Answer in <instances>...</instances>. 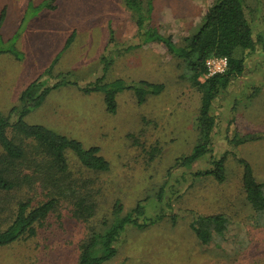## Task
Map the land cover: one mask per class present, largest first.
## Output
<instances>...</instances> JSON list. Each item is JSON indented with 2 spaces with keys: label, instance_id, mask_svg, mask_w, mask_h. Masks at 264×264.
I'll return each mask as SVG.
<instances>
[{
  "label": "rangeland",
  "instance_id": "374dc122",
  "mask_svg": "<svg viewBox=\"0 0 264 264\" xmlns=\"http://www.w3.org/2000/svg\"><path fill=\"white\" fill-rule=\"evenodd\" d=\"M59 1L52 14L74 17L58 18L61 27L52 33L54 37L45 31L26 30L21 44L20 37H14L0 46L10 52L0 54V111L6 114L18 105L25 84L53 69V75H62L78 86L65 85L52 91L29 113L27 123L44 125L79 140L86 148L99 147L111 169L107 173L85 170L69 153L72 176L91 178L93 182L91 188L99 202L96 214L86 222L75 215L71 203L63 202L36 226L34 236L1 247L0 264H78L82 243L91 229H100L105 219L112 218L117 201L123 204L125 214L137 202L149 198V215H159L161 207L154 197L170 180L168 170L197 143L201 94L186 77L182 62L161 43L143 44L126 54L113 52L112 66L105 75L107 83L121 79L164 84L160 95L148 96L140 104L132 91L120 92L116 95V113L112 114L106 109L104 93L87 94L80 89L103 74L101 56L111 38L115 46L137 44V18L126 1ZM143 1L154 7L152 25L178 45L199 30L215 2ZM246 2L257 15L255 32L262 50L247 59L242 76L214 102L211 111L217 119L213 136L216 157L225 149L224 133L231 121L240 135H264V0ZM37 8L30 6L26 22L44 9ZM91 15H102L105 21L97 22ZM64 27L75 28L67 49V39H62ZM240 52L238 49L236 54L240 56ZM233 152L228 154L226 180L222 183L213 177H193L196 171L212 167L208 156L191 169L174 174L169 181L174 192L171 207L163 206L167 216L146 229L128 227L116 244V257L105 264H264V210L257 213L246 199L243 164L238 160L247 161L256 180L264 184V138L240 145L236 153L239 157ZM34 191V199L42 200L41 192ZM34 191L1 195L10 202L0 208V230L10 223L15 200L26 192L31 197ZM172 214L177 216L175 221ZM197 214L226 215L229 223L224 235L202 244L190 226Z\"/></svg>",
  "mask_w": 264,
  "mask_h": 264
},
{
  "label": "trees",
  "instance_id": "16d2710c",
  "mask_svg": "<svg viewBox=\"0 0 264 264\" xmlns=\"http://www.w3.org/2000/svg\"><path fill=\"white\" fill-rule=\"evenodd\" d=\"M55 1L51 0L46 7L54 8L52 3ZM125 1L126 6L137 18L135 36L138 39L137 44L115 46L112 45L111 38L105 54L101 56L103 74L80 89L87 94L104 93L106 109L112 114L116 113V95L120 92L132 91L140 104L144 103L148 96L160 95L165 90L164 84L144 80L128 83L121 79L107 83L105 75L112 66L113 52L126 54L143 44L161 43L173 57L182 62L186 77L201 94L197 143L190 154L175 160L174 165L168 170L170 180L164 182L156 193L154 200L159 208L161 207L160 214L155 217L149 215V198L140 200L125 214L123 204L115 202L112 207V218L105 219L100 229H91L86 241L82 243L78 264H105L116 257L118 252L116 244L128 227L146 229L162 221L167 216L163 206L171 207L173 201V186L169 181L174 174L191 169L196 162L208 156L212 167L196 171L192 174L193 177H213L222 183L226 180L228 154L233 150L237 153L238 147L244 143L264 138V135L259 134L240 135L234 126L232 127L234 122L231 121L224 133L225 149L219 157H216L213 151L215 146L213 136L217 126V119L211 111L214 102L242 76L247 59L262 50L260 36L255 32L257 15L246 0H215L207 10L199 30L185 37L181 45L175 43L171 36L161 34L152 25L154 10L152 4H145L143 0ZM73 38L72 36L67 40L64 49L70 46ZM3 44L0 35V46ZM111 46L115 47L111 49ZM238 49L241 51L240 56L236 54ZM3 52L10 53L0 49V54ZM214 57H227L228 70L207 77V62ZM52 71L53 69H49L30 82L21 93L18 105L11 107L6 114L0 111V208L7 207L2 203L10 202L9 198L2 197L3 194L38 189L43 197L42 200L36 201L34 191L31 197L26 192L24 197L19 196L15 200L10 223L5 229L0 230V248L34 236L36 226L63 202L71 203L75 215L86 222L94 217L99 202L95 197L96 192L91 188L93 182L91 178L77 179L72 176L69 153L74 155L79 166L85 170L107 173L111 169L109 161L101 154L99 147L86 148L79 140L44 125L27 123L26 117L29 113L42 105L52 91H57L65 85L78 86L77 82L70 81L62 75H53ZM238 160L243 164V190L246 199L257 213H261L264 210V184L256 180L247 161L241 158ZM171 217L175 221L177 216L172 214ZM228 223L229 219L224 214L208 216L197 214L192 218L190 226L201 243L207 245L214 236L224 235Z\"/></svg>",
  "mask_w": 264,
  "mask_h": 264
},
{
  "label": "crops",
  "instance_id": "0c3cea01",
  "mask_svg": "<svg viewBox=\"0 0 264 264\" xmlns=\"http://www.w3.org/2000/svg\"><path fill=\"white\" fill-rule=\"evenodd\" d=\"M50 1L51 0H0V34L4 43H8L14 37H20L19 44H21V40L25 37L26 30H32L33 32L45 31L49 33L50 36H53L52 33H55L61 27H59L60 21L58 18H71L73 15L58 16L52 14L56 11L58 3L61 1L56 0L53 2L52 6H55L54 8L46 7V4L50 3ZM30 6H34V8L38 6V10L43 6L44 9L35 12L26 22L25 18ZM102 15H91V18L95 19L97 22L99 20V22H104L105 20L101 18ZM63 29L62 31H66L62 37L63 40H68L74 35L72 32L75 28L64 27ZM26 86L25 84L24 89Z\"/></svg>",
  "mask_w": 264,
  "mask_h": 264
},
{
  "label": "built area",
  "instance_id": "2783aa9c",
  "mask_svg": "<svg viewBox=\"0 0 264 264\" xmlns=\"http://www.w3.org/2000/svg\"><path fill=\"white\" fill-rule=\"evenodd\" d=\"M229 67V60L227 57H214L208 60L207 68L208 75L213 76L215 74L225 73Z\"/></svg>",
  "mask_w": 264,
  "mask_h": 264
}]
</instances>
